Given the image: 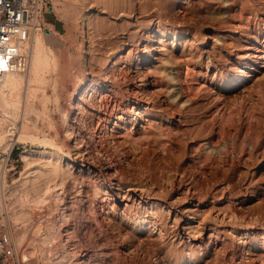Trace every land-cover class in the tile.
<instances>
[{
  "label": "rangeland",
  "instance_id": "1",
  "mask_svg": "<svg viewBox=\"0 0 264 264\" xmlns=\"http://www.w3.org/2000/svg\"><path fill=\"white\" fill-rule=\"evenodd\" d=\"M48 1L50 12L43 14L41 24L42 29H49L44 38L54 59L45 71V81L33 99L37 113H31L30 122L27 123L32 124L31 126L28 124L30 127L28 130L25 128L27 130H24L25 133L34 129L32 127L35 122L38 129L52 130L51 132L58 130V138L64 144L62 149L64 156L69 151L73 154L74 149L71 148L74 141L72 138L68 139L65 136V131H63L64 125L70 121L64 122L61 108L64 107L67 110L64 109V112L68 115L76 111L73 109L72 103L76 101L80 88L88 84L89 80L101 71V62L106 59L105 57L108 55V61H105L106 63L109 62L108 64L111 66L112 61L119 60L121 56L126 55L128 48H136V44H138L137 50L143 49V52L141 51V56L140 53L136 54L139 58L132 59V64L129 61L127 66L129 72L132 71L130 75L133 74L134 81L140 84V88L144 90L146 96L150 98L151 102L158 104L155 111L162 119L157 121L172 124L181 120L180 113L174 109L177 99L172 95L173 92L171 89L162 93L154 91L149 84L152 76L148 73L146 66L151 64L160 67L162 65L163 61L159 55L162 47L157 41L161 39L166 43L171 42L173 39L170 35L171 28L175 25L183 32L180 38L177 37L178 40L186 38L190 40L191 44L198 45L197 47L212 50V36L217 28L216 14L213 15L215 10L211 9L209 12L208 9L204 17L197 16L192 11L199 2L204 3L205 0ZM152 4L153 6H151ZM160 13L161 17L165 18L160 17L161 26L166 24L165 28L163 26L164 30H170L167 37L156 33L158 26L154 20ZM195 30L197 31L195 32ZM194 33L197 35H191ZM200 34L201 36H199ZM262 40L263 37L260 38V41ZM202 43L203 45H201ZM204 58L194 56L188 69L200 79L211 75L213 71L211 64L207 63L206 59L203 60ZM143 59L148 60V62L143 63L141 61ZM135 63H139L140 69L137 71L133 67ZM117 65L123 67L125 65L123 59L119 60ZM163 65L161 68H165V65L167 67L169 63L164 61ZM86 72H89V75ZM164 74H161L163 78ZM166 75L168 77L166 76L164 79H167L168 84L169 75L168 73ZM251 75L254 81L259 82V89H253L243 96H241L242 93L238 92V95H233L228 99L225 108L233 112L239 110L242 115H245V109L252 110L257 114L259 113V120L262 118L260 115H263L261 120L263 121L264 107H261L262 110L260 109L258 97L261 95L264 98V67L259 69L255 75L253 73ZM81 77L83 78L81 79ZM127 83L123 86L124 90L131 88V82ZM68 93L72 95L70 96ZM54 98H56L55 101ZM57 99L58 101H56ZM199 101L205 102L202 99ZM211 101L210 99L209 104L212 103ZM40 108H46L44 113L43 109L41 111ZM157 110L158 112L161 110L160 113L162 114L158 113ZM59 114H61L62 119ZM49 125L53 127L51 126L49 129ZM15 127L14 134L17 135L20 132V125L17 124ZM108 134L106 139L104 138V144L99 149L101 152L98 156L101 161L111 160L112 163L114 162L118 172L122 173L123 177L140 176L144 182H151L155 197H160V189L164 184L169 188L165 198L170 208L163 212L160 222V224L162 223V230L158 232L159 230L152 229L150 226L139 228V225H129L119 217L120 214H117L115 221L107 223L102 230L103 238L109 243V246H97L96 248L90 246L91 244L87 245V234L82 233L84 231L82 229L84 226L83 217L79 210L71 206L74 198L71 195L68 197L65 194L62 195L58 191L53 193L49 200L30 208V211H32V217L38 218L39 216L42 218L41 221L53 222L56 227H59L60 230L55 228L61 236H57L56 240L51 242L53 247L51 250L52 252L58 251L55 257L59 254H66V252V257L69 256L68 259L60 260L59 264H101L102 259H104L102 264H264V152H261L264 151L263 149H259L256 151L257 153L254 151L251 155L246 151L245 153L234 151L221 155L219 161L213 155L200 158L198 152L201 153L202 149L198 150L194 145V139L188 135L173 136L170 141L166 142L165 151H162V148L155 143L129 147L124 143L118 131H110ZM215 146L212 143L207 148L212 149L216 156L218 149ZM34 148L45 149L43 146L32 144L24 138L22 142L15 141L8 153L0 151V206L6 207L8 220L14 232L18 225L9 217L13 205L11 191L15 188H21V181L19 180L28 176V172H24L21 152L25 149ZM30 158L35 164L43 160L38 155ZM199 163L203 166V173L199 172L197 168ZM106 172L110 174L111 171L108 170L104 173ZM92 180L88 181L90 184L87 183L88 189H92V185H96L93 184ZM60 195L62 199H59L61 198ZM100 195L102 199L98 200L99 204L103 202V204L113 203L106 197V192L100 193ZM55 196L56 200H54ZM192 200L193 204L197 203L196 200H200V204L190 206ZM69 202L71 204H68ZM161 202V200L158 201V203ZM65 205H68V208ZM74 205L76 206L75 203ZM126 205H128V209L131 200L116 203L115 206L121 212ZM129 208L128 210L132 209L131 206ZM97 212L100 214L99 210ZM61 214L64 215L61 216ZM77 216L79 217L76 218ZM72 219L76 220L73 221ZM46 222H42V224ZM28 232L30 233H27L28 241L17 245L22 254H27V252L29 254V250H32V240H37L35 238L37 235L33 231ZM31 232L34 233L33 236L35 237L31 236ZM65 232L66 234H64ZM210 233H212L211 236H209ZM72 236L73 239H71ZM68 238L83 242L80 247L76 244L73 246V249L77 248L76 253L70 249L72 246H68L70 245ZM58 241L64 244L63 248L60 243L58 244ZM54 243L55 247L53 246ZM111 244H113L112 247ZM217 248L218 250H215ZM69 249L70 251H68ZM35 250L33 247V251ZM77 251L83 252L79 256ZM102 251L105 253H100ZM34 255H32L34 261L27 264H33V262L34 264H44L43 261L39 262L41 259L36 258V252ZM103 255L104 257H102Z\"/></svg>",
  "mask_w": 264,
  "mask_h": 264
},
{
  "label": "bare ground",
  "instance_id": "2",
  "mask_svg": "<svg viewBox=\"0 0 264 264\" xmlns=\"http://www.w3.org/2000/svg\"><path fill=\"white\" fill-rule=\"evenodd\" d=\"M198 4L200 5L197 6ZM198 4L195 7L193 6L194 8L192 9L197 16L204 17L211 9L215 10L213 15L216 14L217 28L212 36V50H204L202 47H197V44V46L191 44L190 40L186 38L178 40L183 32L179 30V27V29L176 28L175 25L171 28L172 32L170 35L173 37L171 42L166 43L161 39L157 41L162 47L159 52V55H161L160 59L163 62L165 61V63L167 62V64L169 63V65L161 68L164 66L162 62L160 67L158 65L152 66L151 64L146 66L148 73L152 76L149 84L154 91L162 93L171 89L172 95L177 99L174 109L180 113L181 120L176 123L167 124L157 121L162 119L155 111L158 104L151 102L144 90L140 88V84L134 81L135 77H133V74L130 75L132 71L129 72V67L127 66L129 61L131 63L132 59L139 58L136 54L140 53L141 56V51L143 52V49L137 50L138 44H136V48H128L126 55L124 54V56L120 57L119 60L123 59L125 63L123 67H118L119 60L110 62L112 65L109 66V62L106 63L105 61L108 59V55L105 57L106 59L103 58L101 71L96 76H93L88 84L80 88L79 92L77 91L78 97L72 103L74 105L73 109L76 111L68 115V113L64 112L65 108L62 106L61 112L64 122L70 121L66 125L62 122L65 126L63 131H65L66 135H64L74 141L73 145L70 143L74 153L66 152V156H64L62 151L64 144L58 138V130L51 132L52 130L38 129L35 125L36 122H33L32 128L36 131L30 129L29 133H25L32 124L27 123L31 113H37L33 105V99L45 81V71L53 63L54 59L50 47L44 38L49 29H41L34 33L30 43L31 55L28 68L24 73H0V151L8 153L15 141L22 142L24 138L28 139L32 144H39L45 148L42 150L35 148L25 149L21 152V159L24 161V172H28V176L19 180L21 181V188H15L11 191L13 205L12 213L9 217L18 225V228L17 226L15 227L17 230L13 231V239L16 245L28 241V231H33L37 235L35 237L33 236L34 233L31 232V236L37 238V240L33 241L34 239L30 238L33 239V243L29 241L32 246V250H29L30 255L28 252L27 254H22L26 264L34 261L32 255L35 252L36 258L41 259V261H38H43L44 264H59L60 260L68 259L69 257H66L67 250L65 251L66 254H59L56 257L55 254L58 251L52 252L51 250L53 249L51 242L57 236H61L57 232L59 227H56L53 222L41 221L42 218L39 216L38 218L32 217V211H30V208L49 200L53 193L58 191L62 195L65 194L67 197L71 195L74 198L73 201L71 200L73 204L70 202L68 204L79 210L83 217L84 226L82 229L84 231L82 233L87 234V245L91 244L90 246L97 248V246L102 247L109 244L103 238L102 230L107 223L115 221L117 214H120L119 217L129 225H139V228L150 226L152 229L159 230L158 232L162 230V223L160 224V222L163 212L168 211L170 208L165 198L169 188L164 184L160 189V197H155L151 182H144L140 176L123 177V174L118 172L114 162L112 163L111 160L101 161L98 156L101 152L99 149H101L105 141L104 138L110 131H118L124 143L129 145V147H139L144 143H149V145H151L150 143H155L162 148V151H165L166 142L170 141L173 136L188 135L194 139L195 147L198 150L202 149L201 153L200 151L198 152L200 158L202 156L207 158L213 155L219 160L221 155L234 151L240 153H245L246 151L251 155V153L259 149L264 150V120L261 121L263 115H260L262 118L259 120V113L257 114V112L252 110L248 111L245 109V115H242L238 109V112H233L225 108L226 102L233 95H238L237 93L240 92L242 93L241 96H243L253 89L258 90L260 87L259 82L252 79L251 73L255 75L259 69L264 67V0H205L204 3L199 2ZM154 9L156 8L154 7ZM160 17L161 13L154 20L157 25L154 24L158 26L156 33L158 32L160 35L167 37L170 30H164L166 24L165 26L163 25L164 28L161 26L162 17ZM197 34L199 33L197 32ZM261 37H263L262 41H260ZM145 46L147 45L145 44ZM194 56L200 58L206 56L203 60L206 59V62L211 64L213 69L211 75L200 79L194 72L188 71ZM141 61L143 63L148 62L145 59ZM133 67L136 71L140 69L139 63H135ZM165 72L169 75L170 81L168 80V82H171L170 85L169 83L167 84V79H164L167 76ZM162 73H165L164 78L162 77L163 75L161 76ZM127 82H131V88L126 89L124 87L126 89L124 90L123 86ZM262 97L261 95L258 97L260 109L264 107V98ZM201 99L205 102L199 101ZM210 99L212 103L209 104ZM46 108H40V110L43 109L44 113ZM65 111L67 110L65 109ZM160 111L158 112L157 110L158 113ZM59 115L61 117V114ZM47 121L46 124L48 123ZM17 124L20 125V132L16 135L14 134V129ZM109 125L110 129L108 130ZM51 126L49 125V129H51ZM212 143L218 149L216 156L212 149L207 148ZM36 155L41 156L43 160L35 164L30 157ZM201 163H199L197 168L199 172L203 173ZM108 170L111 172L110 174L106 172V175L104 172ZM91 179H93V184L96 185H92L93 188L88 189L87 183ZM105 192L107 193L106 197L113 201L112 204H103L104 202L99 204L98 200L102 199L100 193ZM56 196L54 200H56ZM59 199H62V197ZM63 199L65 200V198ZM125 200H131L129 207L131 206L132 209L128 210L130 208L128 207L127 209L128 205H126L119 212L120 210H117L115 205ZM159 200L162 202L158 203ZM196 202L193 204L192 200L190 206H198L200 204V200H196ZM65 206L68 208V205ZM71 206L69 205V207ZM98 210L100 214H98ZM79 219L81 220L82 218ZM42 222L46 223L42 224ZM74 223L76 224V222ZM211 235L212 233L209 236ZM70 238H68L70 243L68 246H72L70 249H73L75 244L79 247L83 245L80 240H71L73 236ZM59 243L63 248L64 244H61V241H58ZM112 245L110 246L112 247ZM33 247L36 249L35 251H33ZM76 249L72 251L75 252ZM215 250H218V248ZM83 251L80 253L77 251L79 256ZM100 253L104 254L105 252L103 253L102 251ZM92 259L94 258L92 257ZM86 260L88 261V259ZM103 261L104 259H102Z\"/></svg>",
  "mask_w": 264,
  "mask_h": 264
},
{
  "label": "built area",
  "instance_id": "3",
  "mask_svg": "<svg viewBox=\"0 0 264 264\" xmlns=\"http://www.w3.org/2000/svg\"><path fill=\"white\" fill-rule=\"evenodd\" d=\"M48 0H0V73L28 68L30 43L50 12ZM0 264H26L13 239L6 207L0 206Z\"/></svg>",
  "mask_w": 264,
  "mask_h": 264
}]
</instances>
